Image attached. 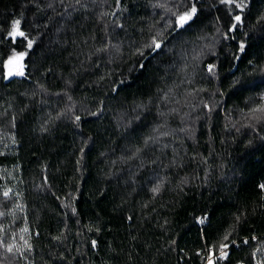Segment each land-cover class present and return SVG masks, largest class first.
I'll return each mask as SVG.
<instances>
[{
	"label": "trees",
	"instance_id": "1",
	"mask_svg": "<svg viewBox=\"0 0 264 264\" xmlns=\"http://www.w3.org/2000/svg\"><path fill=\"white\" fill-rule=\"evenodd\" d=\"M228 244L264 264V0H0V264Z\"/></svg>",
	"mask_w": 264,
	"mask_h": 264
},
{
	"label": "snow or ice",
	"instance_id": "2",
	"mask_svg": "<svg viewBox=\"0 0 264 264\" xmlns=\"http://www.w3.org/2000/svg\"><path fill=\"white\" fill-rule=\"evenodd\" d=\"M223 2H225V3H231L232 0H223ZM239 6H240V5H237V7H239ZM195 12H196V9H195V7H193V8L191 9L190 12H186V13H184L183 15L179 16V17H178V20H177V23H178L180 26H183V25L186 24L189 20L192 19V16L195 14ZM235 19H236L237 21H239V20H240V17L237 16V17H235ZM18 25H19V21H16V22L14 23V25H13V32L10 33V35H17V36H23V35H24L23 32H20V31L18 30ZM159 46H160L159 44H156V47H159ZM241 49H243V45H241ZM22 55H23V54H21V56H22ZM17 74H18V75H23L22 72H18ZM77 119H79V118L77 117ZM5 195H7V193H5ZM225 239H227V237H225ZM94 243H95V242H94ZM222 247H227V245H222ZM226 255H227L226 253H222V256H226Z\"/></svg>",
	"mask_w": 264,
	"mask_h": 264
},
{
	"label": "rangeland",
	"instance_id": "3",
	"mask_svg": "<svg viewBox=\"0 0 264 264\" xmlns=\"http://www.w3.org/2000/svg\"><path fill=\"white\" fill-rule=\"evenodd\" d=\"M23 70V55L15 54L6 62V77H13ZM261 113V112H260Z\"/></svg>",
	"mask_w": 264,
	"mask_h": 264
},
{
	"label": "built area",
	"instance_id": "4",
	"mask_svg": "<svg viewBox=\"0 0 264 264\" xmlns=\"http://www.w3.org/2000/svg\"><path fill=\"white\" fill-rule=\"evenodd\" d=\"M248 242V239L245 238L244 239V244H247ZM233 244L235 246H238L239 242L238 241H234ZM230 244L227 245V247H222L221 250L216 254L213 250V248L208 251V252H205L203 255H202V262L203 264H213L215 260H219L220 258L223 259L225 256H222V253H225V251H227V248L229 247Z\"/></svg>",
	"mask_w": 264,
	"mask_h": 264
}]
</instances>
